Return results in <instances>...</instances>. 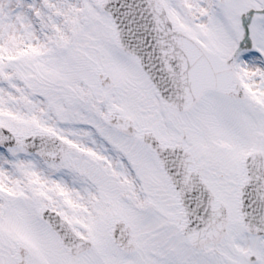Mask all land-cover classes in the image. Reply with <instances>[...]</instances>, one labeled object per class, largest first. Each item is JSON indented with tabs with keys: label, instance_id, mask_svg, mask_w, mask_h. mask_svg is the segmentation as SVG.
Returning a JSON list of instances; mask_svg holds the SVG:
<instances>
[{
	"label": "snow or ice",
	"instance_id": "obj_1",
	"mask_svg": "<svg viewBox=\"0 0 264 264\" xmlns=\"http://www.w3.org/2000/svg\"><path fill=\"white\" fill-rule=\"evenodd\" d=\"M0 264H264V0H0Z\"/></svg>",
	"mask_w": 264,
	"mask_h": 264
}]
</instances>
